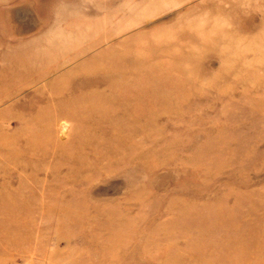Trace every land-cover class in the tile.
I'll list each match as a JSON object with an SVG mask.
<instances>
[{
	"label": "rangeland",
	"instance_id": "1",
	"mask_svg": "<svg viewBox=\"0 0 264 264\" xmlns=\"http://www.w3.org/2000/svg\"><path fill=\"white\" fill-rule=\"evenodd\" d=\"M0 264H264V0H0Z\"/></svg>",
	"mask_w": 264,
	"mask_h": 264
}]
</instances>
